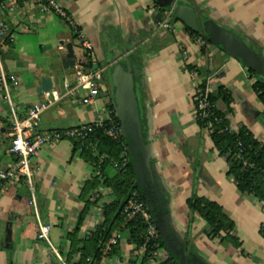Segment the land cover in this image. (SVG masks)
<instances>
[{"label":"crops","instance_id":"crops-1","mask_svg":"<svg viewBox=\"0 0 264 264\" xmlns=\"http://www.w3.org/2000/svg\"><path fill=\"white\" fill-rule=\"evenodd\" d=\"M56 2L92 45L88 55L70 26L56 12L43 10L40 0H0V22L8 30L0 36V168H12L17 162L9 151L11 125L34 104L55 101L41 116L42 130L64 134L108 119L114 102L109 71L113 64L129 59L152 171L167 202L172 228L186 251L195 250L209 264H264L260 231L264 204L239 191L228 176L227 156L212 149L209 131L197 124L192 98L195 87L203 83L212 91L225 87L233 98L232 127L244 125L264 142V105L253 90L258 77L215 44L199 48L186 25L173 14L168 17L169 9L155 0ZM177 3L192 6L264 52V0ZM165 19L171 28L160 27ZM8 34L10 43L5 41ZM70 43L74 57L65 61ZM68 61L106 68L94 104L81 103L84 88L65 95L64 79L75 84ZM43 78L50 80L52 89L40 93L37 88ZM32 171L31 180L20 175L0 181V264H79L84 242L104 221L102 204L114 201L115 195L103 184L83 194L86 182L99 170L75 151L68 138L38 148ZM116 173L111 166L106 169L110 178ZM193 198L223 207L234 222L231 235L239 245L222 239L225 233L210 235V226L188 206ZM40 225L50 226L48 240L38 237ZM142 255L143 249L128 242L123 231L116 251L104 250L98 264H140ZM168 259V251L159 248L147 264H166Z\"/></svg>","mask_w":264,"mask_h":264},{"label":"trees","instance_id":"trees-1","mask_svg":"<svg viewBox=\"0 0 264 264\" xmlns=\"http://www.w3.org/2000/svg\"><path fill=\"white\" fill-rule=\"evenodd\" d=\"M187 30L195 39L202 37L206 41V44L210 43L204 32L196 33L188 27ZM75 37H78V34H75ZM5 41L7 43L12 41L11 34L6 36ZM202 48H205V46ZM89 66L92 67V65ZM249 72L251 76H257L251 69H249ZM199 88L202 92L201 97H203L206 93V85L203 83ZM253 90L258 100L264 105V78L258 77L255 80ZM207 100L209 106L207 107L205 117H202L201 111L198 109V102L193 97L197 124L201 128L206 129L210 124L212 125L209 129L211 147L217 150L220 155L227 156L230 164L228 176L234 178L239 191L252 194L259 202L264 204V142L257 138L244 125L234 130L226 129L231 126L229 116L233 112V98L228 89L219 86L216 90H209ZM220 103L224 105V108L220 107ZM111 118L119 122L113 104H111ZM107 128L108 121H105L104 126L95 127L85 140L80 142L74 141L75 151L80 150V154L84 159L95 169L99 170V173L91 181L86 182L83 194L103 184L105 187L111 189L116 197L111 203L102 204L101 209L104 221L84 242L81 248L82 258L79 264H89L88 258H93L94 261L99 262L107 242L116 231H127L128 242L135 244L139 249H143L140 264H147L159 248L166 249V247L160 236L150 240L147 238V223L141 218L126 221L123 209L112 223L121 202L135 184L136 174L134 173L129 153L124 154L127 146V140L124 135L112 137L107 134ZM237 155L240 156L237 157ZM124 161H127V165L123 169H119L114 177L110 178L106 174V169L109 166L113 167L115 163H122ZM135 190L139 193L140 199L145 201L140 190L135 188L133 191ZM98 201L99 198L94 203L97 204ZM188 206L191 210L197 211L210 226V235L213 238L222 237V233H225L222 239H227L235 245H239V242L231 235V231L234 229V222L224 213L223 207L220 204L204 198H193L188 200ZM111 223L112 227L108 231ZM260 229L264 235V225ZM119 242L112 246L108 253L115 252ZM168 253L169 259L165 262L166 264H180L172 253Z\"/></svg>","mask_w":264,"mask_h":264},{"label":"water","instance_id":"water-1","mask_svg":"<svg viewBox=\"0 0 264 264\" xmlns=\"http://www.w3.org/2000/svg\"><path fill=\"white\" fill-rule=\"evenodd\" d=\"M162 8L173 10V16L196 33L204 32L210 43L219 46L224 52L239 60L253 72L264 78V52L257 51L238 33L220 25L211 18L199 15L190 5L178 4L177 0H155ZM161 17L163 14L160 13ZM64 60L74 57L72 44H68L63 54ZM70 65L74 62L68 61ZM113 87L114 109L127 140L130 161L136 174V181L128 195L121 202L112 223L129 200L131 192L138 188L149 208L154 224L163 239L168 252L172 253L180 264H209L195 254L186 251L184 243L174 232L168 215L167 202L150 164V147L144 136L142 116L135 88L136 78L129 59L113 64L110 69ZM52 89L50 80L43 78L37 91L48 92ZM110 224L108 231L112 227Z\"/></svg>","mask_w":264,"mask_h":264},{"label":"built area","instance_id":"built-area-1","mask_svg":"<svg viewBox=\"0 0 264 264\" xmlns=\"http://www.w3.org/2000/svg\"><path fill=\"white\" fill-rule=\"evenodd\" d=\"M41 8L43 10H52L56 12L69 26L74 30L75 34H78L79 44L82 52L88 55L92 52V45L81 36L78 27L75 25L70 16L65 10L56 2V0H40ZM173 14V10H169V15ZM171 24L168 19H165L160 27L171 28ZM8 30L7 27L0 22V36H5ZM196 43L199 48L206 47V41L202 37H198ZM65 53V52H64ZM75 73V84H72L69 78L64 79L65 95H75L79 88L86 89L85 94L81 98L83 105H92L96 102L100 95V84L103 81L106 68H87L82 62H76L73 65ZM188 72V70H186ZM257 77L263 78L257 74ZM208 87H206V93L201 97V89L199 86L195 87L193 97L198 102V109L201 111L202 117H205L209 102L207 100ZM192 97V98H193ZM55 101L47 100L31 106L27 112V115L23 118H14L11 130V144L9 151L15 155L18 159L12 168H0V181L7 180L10 176H25L28 180L32 179V158L37 154L38 148H41L48 144H55L64 138H68L72 141H83L89 137L95 127L104 126V122L108 121L107 134L112 137H120L123 134V129L120 121L117 122L111 118V115L106 120H101L95 123H86L80 126H76L67 130L64 134L57 130H42L40 129V120L42 114L47 108L52 106ZM116 113V112H115ZM117 116V115H116ZM211 124L207 127L210 133ZM227 130H234L232 125L226 128ZM80 152V150H79ZM129 153L126 146L125 152ZM240 155H237L239 157ZM247 164V163H246ZM127 165V161L122 163H115L113 165L114 170L117 172L119 169H123ZM123 214L126 221H130L134 218H141L147 223V238L156 239L159 237V232L154 224V219L146 205V202L140 199L139 193L135 190L129 197L128 202L123 208ZM50 226L40 225V239L48 240V233ZM121 233L116 231L111 239L107 242L105 251L109 252L112 246L116 245L121 239ZM89 264H98L93 258L87 259Z\"/></svg>","mask_w":264,"mask_h":264},{"label":"rangeland","instance_id":"rangeland-1","mask_svg":"<svg viewBox=\"0 0 264 264\" xmlns=\"http://www.w3.org/2000/svg\"><path fill=\"white\" fill-rule=\"evenodd\" d=\"M110 72V71H109ZM190 253H192V254H195L196 253V251L195 250H192V251H190Z\"/></svg>","mask_w":264,"mask_h":264}]
</instances>
